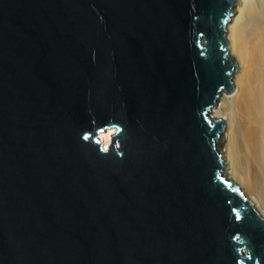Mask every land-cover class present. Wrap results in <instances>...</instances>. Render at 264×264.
Here are the masks:
<instances>
[{
	"label": "water",
	"instance_id": "obj_1",
	"mask_svg": "<svg viewBox=\"0 0 264 264\" xmlns=\"http://www.w3.org/2000/svg\"><path fill=\"white\" fill-rule=\"evenodd\" d=\"M236 3L0 0V264H264L212 114Z\"/></svg>",
	"mask_w": 264,
	"mask_h": 264
},
{
	"label": "bare ground",
	"instance_id": "obj_2",
	"mask_svg": "<svg viewBox=\"0 0 264 264\" xmlns=\"http://www.w3.org/2000/svg\"><path fill=\"white\" fill-rule=\"evenodd\" d=\"M263 0H237L227 24L233 53L239 58L236 86L223 92L212 109L226 122L224 175L254 201L264 218V8ZM106 133V134H104ZM104 145L108 133L101 134ZM227 163L231 164L226 169Z\"/></svg>",
	"mask_w": 264,
	"mask_h": 264
},
{
	"label": "rangeland",
	"instance_id": "obj_3",
	"mask_svg": "<svg viewBox=\"0 0 264 264\" xmlns=\"http://www.w3.org/2000/svg\"><path fill=\"white\" fill-rule=\"evenodd\" d=\"M262 3H264V0L262 1ZM263 8H264V4H263ZM236 10V9H235ZM234 10V11H235ZM235 14V13H234ZM236 57H237V55L235 54V53H233ZM237 60H238V62H239V58L237 57ZM225 130V129H224ZM223 133H224V131H223ZM223 133H222V136H221V139H220V141H219V145H218V150L220 151L221 149H223V147H224V137H225V134L223 135ZM104 134H106V133H104ZM230 165L231 164H229V163H227V165H226V169H229V167H230ZM225 166V165H224ZM231 167H232V165H231ZM223 173H224V170H223ZM225 174V173H224ZM232 179V178H231ZM233 180V179H232ZM235 181V180H234ZM237 184V183H236ZM245 191V190H244ZM246 194H248L247 193V191H246Z\"/></svg>",
	"mask_w": 264,
	"mask_h": 264
}]
</instances>
